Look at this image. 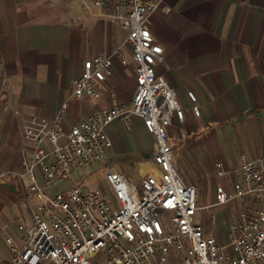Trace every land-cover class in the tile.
<instances>
[{"label": "built area", "instance_id": "2783aa9c", "mask_svg": "<svg viewBox=\"0 0 264 264\" xmlns=\"http://www.w3.org/2000/svg\"><path fill=\"white\" fill-rule=\"evenodd\" d=\"M91 4L111 7V16L126 37L120 47L83 61L80 75L71 80L67 101L98 98L113 74V59L131 65L135 92L128 108L113 103L85 120L64 117L67 101L51 119L22 117L29 154L23 155L18 177L31 201L29 222L17 223V238L4 227L8 257L3 264H264V148L251 158L241 155L232 168L214 162V201L204 207L208 221L215 222L212 207L237 205L235 218L225 226L224 241H219L197 220V189L185 183L176 168L172 140H185L181 127L185 110L198 117L199 108L192 91H186L189 106L181 105L174 89L155 72L164 51L154 41L147 20L157 4L153 0H91ZM131 116H137L152 137L156 172L134 181L106 164V189L73 185L47 192L103 159L112 147L108 126L114 121L128 126ZM161 214L168 218L169 230L161 223Z\"/></svg>", "mask_w": 264, "mask_h": 264}, {"label": "crops", "instance_id": "0c3cea01", "mask_svg": "<svg viewBox=\"0 0 264 264\" xmlns=\"http://www.w3.org/2000/svg\"><path fill=\"white\" fill-rule=\"evenodd\" d=\"M153 1L157 8L148 16L147 25L164 51V60L155 65V72L174 89L184 107L189 106L186 91H192L197 99L199 116L195 117L189 109L184 113L181 127L185 135L198 141L204 139L205 125L216 128L225 158L237 161L236 165L241 155L246 158L258 155L264 148V0ZM111 12V7L93 6L91 0L53 3L0 0V235L3 238L4 227L6 233L17 238V223L29 222L31 201L18 177L23 170V155L29 154L22 138L21 119L30 115L51 119L69 98L71 80L80 75L83 61L122 45L126 32ZM123 52L129 59L127 50ZM112 66L113 74L104 81L100 96L68 100L65 118L85 120L98 108L130 102L135 92L131 65L113 59ZM114 122L121 126V140L127 141L136 132L146 136L148 142L134 150L125 142L128 151L124 157L132 160L133 177L123 165H110L134 181L156 172L157 167L151 161L153 140L141 120L132 117L129 134H125L120 121ZM110 125L107 134L112 147L106 152L115 147ZM232 133L234 142H238L235 144L243 142L248 149L230 153ZM173 143L180 142L173 140ZM174 151L177 156L175 145ZM104 158L105 155L99 162ZM216 161L221 162L218 157ZM102 164L104 167L107 163ZM175 164L180 174L182 168L176 157ZM235 207L237 211L236 204ZM196 217L206 227L199 212ZM224 231L222 224L218 235H212L221 241ZM3 245L6 249L5 253L0 252V257L5 261L8 250Z\"/></svg>", "mask_w": 264, "mask_h": 264}, {"label": "rangeland", "instance_id": "374dc122", "mask_svg": "<svg viewBox=\"0 0 264 264\" xmlns=\"http://www.w3.org/2000/svg\"><path fill=\"white\" fill-rule=\"evenodd\" d=\"M119 104L120 101H118ZM123 105L128 108L130 106V102L127 100ZM186 111V110H185ZM134 116H131V119ZM131 119L130 125H125L122 123V127L124 129L125 134H129L131 130ZM115 125L112 127L111 125ZM110 125L111 133L114 136L115 147L110 151L106 152L105 158L103 161L96 164L94 167H84L78 170L75 173H72L70 179L60 187H55L52 189H47V192H55L62 188H67L73 186L75 184H80L79 186L82 188H106L104 183V178L102 177V169L103 164H116V166L120 167L123 165L124 169L127 170L130 176H134V171L131 168L132 160L124 157V152L128 151V147L130 150L138 149L139 147L146 146L148 139L146 136H141L140 134L132 133L130 138L125 141L121 140V126L114 122ZM228 133H231V129L228 128ZM110 131V130H109ZM221 135L218 134L216 128L212 129V127L204 126V139L200 138L198 141L196 139L189 138L186 134V140L181 141L180 143H172L175 145V149L177 151L176 161L179 163L182 168V172H180L181 178L185 183L192 184L197 189V205L200 207L199 215L205 218L207 233L217 236L221 225L224 227L227 223L231 222L234 219V215H236V207L234 203H227L222 206H214L211 208V213H213L215 217V222L213 225L210 224L208 219L206 218L207 213L204 210V207L210 205L214 201V184L217 180L214 168V162H216V158L218 157L224 167L232 168L236 165L237 161L227 160L225 158V154L222 150V147L219 145V137ZM230 139V148L229 152L238 154V152L243 149H248L247 146L241 142L240 144H235L238 142H234L233 133L229 136ZM195 140L197 142H195ZM245 139H243L244 141ZM151 141V140H150ZM126 142V144H125ZM193 142V143H192ZM194 142L196 145V149L193 150ZM225 151V150H224ZM226 152V151H225ZM125 158V159H124ZM102 164V165H101ZM36 172V171H35ZM161 223L165 224L163 226L167 227L169 230L168 218L161 214L159 216ZM209 223V224H208ZM213 229V230H212ZM223 234V231L221 232ZM221 236V235H220ZM221 236V241L224 239ZM4 238L0 235V252L5 253V247L3 245ZM3 260L0 257V264H3Z\"/></svg>", "mask_w": 264, "mask_h": 264}, {"label": "bare ground", "instance_id": "6f19581e", "mask_svg": "<svg viewBox=\"0 0 264 264\" xmlns=\"http://www.w3.org/2000/svg\"><path fill=\"white\" fill-rule=\"evenodd\" d=\"M177 167V166H176Z\"/></svg>", "mask_w": 264, "mask_h": 264}]
</instances>
